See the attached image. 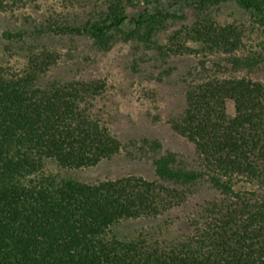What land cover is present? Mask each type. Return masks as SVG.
Returning a JSON list of instances; mask_svg holds the SVG:
<instances>
[{
  "label": "trees",
  "instance_id": "obj_1",
  "mask_svg": "<svg viewBox=\"0 0 264 264\" xmlns=\"http://www.w3.org/2000/svg\"><path fill=\"white\" fill-rule=\"evenodd\" d=\"M175 1L191 15L161 9L160 0H69L30 35L38 41L24 68L0 67V264H264V0ZM230 1L249 23L221 20ZM22 3L0 0V13ZM171 28L170 46L162 44ZM179 37L231 64L226 77L183 75L184 106L169 125L194 146L197 164L141 139L129 144L150 154L153 178L64 176L128 144L96 108L105 83L47 81L61 54L39 40L84 38L104 52L122 42L166 56L182 52ZM162 218L132 236L116 232Z\"/></svg>",
  "mask_w": 264,
  "mask_h": 264
},
{
  "label": "rangeland",
  "instance_id": "obj_2",
  "mask_svg": "<svg viewBox=\"0 0 264 264\" xmlns=\"http://www.w3.org/2000/svg\"><path fill=\"white\" fill-rule=\"evenodd\" d=\"M65 1L23 0L21 7L14 13H0V67H11L15 70L25 67L28 61V47L38 41L30 35L38 34L37 29H43L46 18L53 12L65 11L64 3L69 0ZM160 4L159 8L177 15L185 12L191 15L193 12L191 8L184 7L182 3L177 4L175 0H160ZM140 9H144V6ZM218 15L221 20L227 22L249 23V15L233 1L222 7ZM174 30L171 28L165 32L160 40L162 44L170 46L169 39ZM21 32H26L22 38L18 37ZM6 33L13 34L10 36ZM39 41L61 54L58 64L45 76L47 81L102 80L105 83V90L96 108L100 110L108 129L123 144H128L126 150L111 160H104L91 169L66 173L62 171L64 176H72L85 182L129 175L153 178L154 168L150 154L139 155L135 145L129 144L130 141L139 142L141 139L159 141L162 144L161 153L171 151L191 165L197 164L194 146L174 133L169 121L177 117L184 106L185 84L182 79L188 69L194 71V75L201 73L211 77H226L231 74L230 61L223 52L209 51L207 54L200 51L199 45L183 37L177 39L182 52L175 55L166 50V56L154 50L136 51L131 44L122 42L104 52L97 50L91 41L84 38H78L75 42H71L69 38H42ZM22 47L26 48V51ZM169 66H174L175 70L167 78L163 73ZM226 67L228 70L223 71ZM160 75L164 77L161 83L150 78L154 76L158 79ZM229 109H232V104H229ZM164 220L165 218L158 221H130L118 226L116 232L123 236H132L139 228L149 224L161 225ZM173 230V227H169L165 232L166 236L170 237L168 231Z\"/></svg>",
  "mask_w": 264,
  "mask_h": 264
}]
</instances>
